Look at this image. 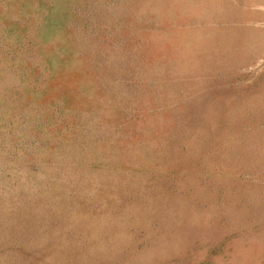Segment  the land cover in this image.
I'll list each match as a JSON object with an SVG mask.
<instances>
[{"label": "rangeland", "instance_id": "rangeland-1", "mask_svg": "<svg viewBox=\"0 0 264 264\" xmlns=\"http://www.w3.org/2000/svg\"><path fill=\"white\" fill-rule=\"evenodd\" d=\"M0 264H264V0H0Z\"/></svg>", "mask_w": 264, "mask_h": 264}]
</instances>
